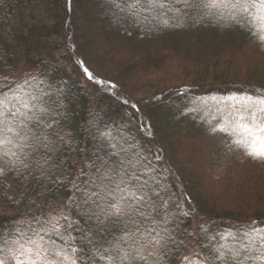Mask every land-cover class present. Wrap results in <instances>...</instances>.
<instances>
[{
  "label": "snow or ice",
  "instance_id": "snow-or-ice-1",
  "mask_svg": "<svg viewBox=\"0 0 264 264\" xmlns=\"http://www.w3.org/2000/svg\"><path fill=\"white\" fill-rule=\"evenodd\" d=\"M111 5L127 11L136 20H157L163 26L176 21L179 26L192 14L234 23L252 30L264 40V0H110ZM88 81L103 82L84 66ZM0 70H3L0 66ZM0 84V177L15 172L32 176L39 173L51 179L55 142L71 144L59 136L65 95L63 85L48 84L45 89L38 77L24 79L3 77ZM112 87H115L114 85ZM32 89L31 91L29 89ZM215 99V97H213ZM229 109L224 128L213 126L211 132L237 133L236 144L253 159L264 161V92L233 94L224 98ZM128 103L127 100L124 101ZM132 109H137L135 104ZM128 123L135 118L127 113ZM99 143L92 157L85 159L83 179L68 180L63 174L53 181L61 183L72 195L29 208L30 221H13L15 227L0 234V264H264V225L252 222L235 232L229 229L211 237L214 244H204L199 233H190L185 243L180 224L190 216L172 200L161 183L159 173L142 155L135 137L121 135L119 140L110 128L97 129ZM123 130L121 129V132ZM127 145V146H125ZM83 151V150H81ZM93 222L90 244L100 233L112 239L95 241L90 254L74 233L82 232L80 221ZM26 225V227L24 226ZM204 231V225H200ZM242 233V236L240 235ZM217 237L219 239H217ZM220 241H223L221 243ZM232 241H236L233 243Z\"/></svg>",
  "mask_w": 264,
  "mask_h": 264
},
{
  "label": "trees",
  "instance_id": "trees-1",
  "mask_svg": "<svg viewBox=\"0 0 264 264\" xmlns=\"http://www.w3.org/2000/svg\"><path fill=\"white\" fill-rule=\"evenodd\" d=\"M92 1L94 2L91 8L96 10L94 11V19L98 23L96 24L99 32L98 38H109L114 41L121 40L134 48L153 46L169 50H180L188 45H191L190 48L195 49H210V43L213 42L212 52L214 55L225 53L232 47L244 46L254 42V44L260 45V50L264 52V40H261L258 34H253L251 29L234 23L211 17L200 18L192 14L179 22V26H176V21H171L169 26H163L159 21L153 20V27H148L146 25L147 21L136 20L129 16L127 11L114 8L110 0ZM0 3H5L6 5L9 0H0ZM36 3H40V1L37 0ZM121 3H124V0H121ZM30 5L28 2L23 4V6L28 7L27 13L33 15L32 25L27 22L26 26H22V29L18 32H16L15 27H11L8 24L5 25L4 29L0 27V66L3 68V70H0V84L4 83V76L9 79H24L29 75H33L38 77V80L31 82L32 87H35L39 81H45V84L41 85L45 89L48 84L63 85L65 91L63 102L66 105L63 110L66 111L67 115L61 119L59 136L71 141V144H64L56 140L55 143L59 147L54 153L52 163L59 166L52 171L51 179H46L45 176L40 175L38 172L32 176H28L27 173L18 176L15 172H10L0 177L1 209L6 211L15 207L16 213L14 217L26 216L32 218L29 208L35 209L31 203V197L36 192L42 193L46 199L45 203L56 201V204H59L61 198L67 199V197L71 196L72 192L65 190L66 185L64 183L54 186L53 181L61 174L67 176L68 180L83 179V177H79L80 170L83 168L87 171L85 159L92 157L93 151L99 143L97 129L104 130L105 126L111 129L112 134L118 140L122 134L130 138L135 137L136 145L143 148L141 154L147 156L148 162L159 173L160 181L166 187L172 200L179 203L184 211H187V207H185L179 192L168 182L157 163L152 159L150 154L151 147L147 138L148 134L158 135V138L163 142L164 139L170 136L165 133V130L179 128L178 126L187 124L194 128H202L206 135L225 137L227 140L226 148H228L229 152L231 151L230 148H232L233 151L246 153L243 147L236 144L238 136L231 128H228L226 132H211L210 129L213 126L217 128L225 127L224 117L229 111L225 107V97L233 94H243L244 92L256 95L264 92V90L239 84L235 80L234 83H231L232 78L223 80L222 77L228 76V74H222L219 76L221 82L218 85L213 86L210 84L202 90L194 87L187 92L183 90H167L164 93V97H159L158 102L156 101L154 106L148 109L149 118H147V115H133L128 98L123 97L120 99L113 93L112 89H105L101 84L97 85L88 81L83 74L76 75L74 71H71V68L53 61L52 55L54 51L57 47L58 50L61 47L60 45L55 48L52 47L53 44L61 40L59 26L52 23L53 18L56 16L55 11H50L51 8L47 7L41 13L39 8H37L36 13L33 14L31 13L33 8L29 7ZM13 7L16 8L17 6L13 5ZM0 8L5 12H9L6 11L4 6ZM18 10H13V12H18ZM0 17H2L1 14ZM45 19L50 21L49 24L45 23ZM37 21H42L43 24L41 27L38 25L41 32L38 34L37 42H34L30 40V37L37 25ZM142 23H144L143 28H141ZM90 30L93 29L91 28ZM24 35L25 38L23 39ZM93 39L96 38L94 37ZM45 45H48V48L41 50ZM185 49L187 50V48ZM25 55H31L36 60H31L28 63L31 65L28 69L29 72L20 73L17 67L19 63L24 61L21 57H25ZM89 83L94 84L100 91L95 93L94 90H89L87 86ZM29 90L31 91L32 89L30 88ZM203 90L206 91L203 92ZM125 100L128 101L127 104L124 103ZM137 109L140 112L142 108L137 107ZM127 113H131L135 117L131 123H128ZM121 129L123 130L122 132ZM173 133L178 134V131L175 130ZM160 150L162 151L163 149L160 148ZM169 150H172L171 144L169 145ZM6 180L12 181L17 191L20 190L17 197L14 195L13 186L11 189L12 184L9 185ZM252 196L257 198L259 202L263 199V195L256 191H254ZM200 197H202V194L192 198L196 206L195 208H189L191 211H200L201 208H206L208 200L205 197L204 199ZM233 206L231 205L232 208ZM262 208V206H259L254 211V214L244 222L223 221L220 217H213L202 224L197 222L194 232L199 233L198 239L202 243L214 244L216 241L211 240V237L216 235L217 232H225L229 229L235 232L236 229L252 222L264 225V210H261ZM211 209L214 210L212 207ZM212 210L207 211L211 213L209 211ZM192 214L190 212V216L180 224V229L183 233L182 238L185 243L192 241V236L188 235L193 233L195 225ZM212 214L213 212L211 216ZM6 215L4 216L5 219L10 218ZM80 225L83 231L74 234L84 248L86 256L90 254V250L94 247L96 240L107 246L106 240L101 239V237H106L107 240L112 239L108 233H100L94 238V243L90 244L87 239H81V237L91 236L90 228L94 230L93 222L81 219ZM200 225H204V231L200 230ZM240 235L242 236V233ZM217 239L219 238L217 237ZM220 242L223 243V241ZM232 242L236 243V241ZM0 246H2V242H0ZM7 264H14V262L8 261Z\"/></svg>",
  "mask_w": 264,
  "mask_h": 264
},
{
  "label": "rangeland",
  "instance_id": "rangeland-1",
  "mask_svg": "<svg viewBox=\"0 0 264 264\" xmlns=\"http://www.w3.org/2000/svg\"><path fill=\"white\" fill-rule=\"evenodd\" d=\"M36 1L9 0L6 5L0 3V7L4 6L9 11L5 12L0 8L1 29L8 24L18 32L27 22L32 25L33 15L27 13L28 7L23 6L26 2L31 4L29 7L33 8V14L37 8L41 13L47 7L51 8L50 11L54 10L56 15L53 16L52 23L61 30V40L52 45L53 48L61 46L54 51L53 61L71 68L76 75L83 74L76 61H83L84 66L103 82L102 87L112 89L120 99L126 97L131 105L142 108L139 112L138 109L128 107L133 115H147L149 118L148 109L164 97L167 90L187 92L192 87L202 90L210 84L218 85L221 82L219 76L222 74H228L222 77L223 80L232 78L231 83L235 80L239 84L264 90V52L254 42L232 47L220 55L213 54V42L210 43V49L190 48L191 45L180 50L153 46L134 48L121 40L98 38V23L94 19L96 10L91 8L94 2L92 0H38L40 3L35 4ZM13 5L17 7L14 8ZM16 9H19L18 12H13ZM49 22L45 19L46 24ZM36 23L30 37L34 42H37L41 32L39 26L43 22ZM143 25L144 23L141 28ZM146 25L153 27V19H149ZM46 48L48 45L41 50ZM21 58L24 61L18 64L17 70L20 73L29 72L31 65L28 63L36 58L31 55ZM111 85L115 87H110ZM87 86L95 93L100 91L92 83ZM178 127L181 129L165 130L170 136L163 142L158 135L148 134L147 138L152 159L168 182L179 192L187 211L193 213V233H196L194 228L197 227V222L202 224L213 217H220L223 221L244 222L259 206L264 210V161L253 159L247 153L233 151L232 148L229 152L226 148L227 140L223 136L206 135L202 128L187 124ZM175 130L178 134L173 133ZM170 144L172 150H169ZM6 182L12 184L11 189L13 186L14 195L17 197L20 190L17 191L12 181ZM254 191L263 195L261 202L252 196ZM198 194H202L200 198L205 197L208 200L207 209L203 207L199 208L200 211H191L196 206L192 198ZM45 201L41 192H36L31 197L34 208L37 205L44 206ZM231 205H234L233 208ZM53 206L57 207L59 204ZM207 210H212L209 211L213 212L212 216ZM4 213L10 218L5 219ZM15 213V207L6 211L0 208V234L12 231L15 220H31L26 216L14 217Z\"/></svg>",
  "mask_w": 264,
  "mask_h": 264
}]
</instances>
